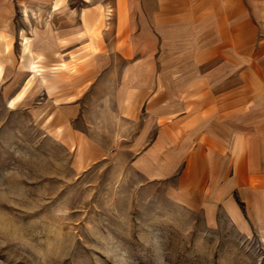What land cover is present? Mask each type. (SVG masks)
Instances as JSON below:
<instances>
[{
  "label": "rangeland",
  "instance_id": "rangeland-1",
  "mask_svg": "<svg viewBox=\"0 0 264 264\" xmlns=\"http://www.w3.org/2000/svg\"><path fill=\"white\" fill-rule=\"evenodd\" d=\"M41 1L0 0V17L12 20L8 30L0 24V264H264L257 234L241 231L221 210L207 216L176 198L179 171L149 181L134 166L133 142L147 117L127 130L119 125L116 86L125 65L110 52L118 46L115 8L92 6L115 0H70L68 10L97 21L87 29L90 38L79 35L73 68L47 62L70 41L57 47L54 0ZM222 1L254 22L253 49L264 63V0ZM195 43L172 34L164 44L180 50ZM87 49L110 55L93 73ZM58 86L79 89L76 126L108 150L104 158L79 167L82 149L54 137L48 116L56 106L47 93Z\"/></svg>",
  "mask_w": 264,
  "mask_h": 264
},
{
  "label": "crops",
  "instance_id": "crops-1",
  "mask_svg": "<svg viewBox=\"0 0 264 264\" xmlns=\"http://www.w3.org/2000/svg\"><path fill=\"white\" fill-rule=\"evenodd\" d=\"M57 2L49 21L55 25L53 38L59 48L70 43L61 57L41 48L37 53L50 55V65L63 60L73 68L79 35L90 38L87 29L97 21L68 10L70 0ZM92 6L115 8L118 46L110 52L125 65L116 86L119 125L126 129L147 117L145 131L133 142L134 166L149 181L179 171L174 192L184 206L207 216L221 210L241 231L264 242V63L253 49L254 22L222 0H115ZM11 23V17H0L4 29ZM172 34L184 43L194 40L195 47L166 48ZM240 46L246 48L242 54ZM85 56L94 63L93 73L110 55L87 49ZM49 92L56 106L48 116L50 129L66 146L82 149L78 166L104 158L108 150L76 126L79 89L58 86ZM68 97L75 98L68 103Z\"/></svg>",
  "mask_w": 264,
  "mask_h": 264
},
{
  "label": "bare ground",
  "instance_id": "bare-ground-1",
  "mask_svg": "<svg viewBox=\"0 0 264 264\" xmlns=\"http://www.w3.org/2000/svg\"><path fill=\"white\" fill-rule=\"evenodd\" d=\"M57 3H58L57 6L60 5L62 3V0H58Z\"/></svg>",
  "mask_w": 264,
  "mask_h": 264
}]
</instances>
